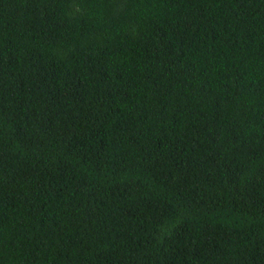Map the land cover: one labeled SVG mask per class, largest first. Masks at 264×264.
I'll return each instance as SVG.
<instances>
[{
    "label": "trees",
    "instance_id": "16d2710c",
    "mask_svg": "<svg viewBox=\"0 0 264 264\" xmlns=\"http://www.w3.org/2000/svg\"><path fill=\"white\" fill-rule=\"evenodd\" d=\"M0 264H264V0H0Z\"/></svg>",
    "mask_w": 264,
    "mask_h": 264
}]
</instances>
